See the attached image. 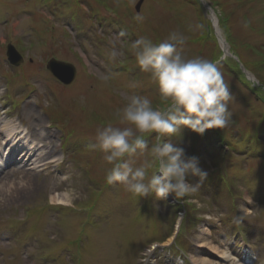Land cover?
Here are the masks:
<instances>
[{
	"label": "rangeland",
	"instance_id": "1",
	"mask_svg": "<svg viewBox=\"0 0 264 264\" xmlns=\"http://www.w3.org/2000/svg\"><path fill=\"white\" fill-rule=\"evenodd\" d=\"M137 1L0 0V105L3 102L2 108H9L31 132L32 127L48 126L46 134L49 138L42 142L53 144L52 154L61 155L59 166L54 165L56 162L47 163L37 174L30 175L12 167L0 172L2 177L8 175L7 179L16 186L12 198L0 196V264H120L125 257H130L129 263H133L136 253L146 252L145 248L151 242L164 244L171 238L178 215L173 213L174 209L165 206L162 199L150 193L140 200L146 202L143 214L147 219H155V228L149 224L143 237L153 240H143L141 224L128 218L132 206L126 189L116 183L102 192L106 172L112 165L103 159V152L89 145L95 143L97 128L108 123L124 126L118 124L114 114L127 103L128 96H147L153 107H161L163 103L150 74L142 72L138 78L120 72L126 66L132 71L138 70L131 48L133 41L145 37L159 43L171 31H179L186 37L180 47L188 58L200 57L213 62L223 51L216 33L212 40L202 35L204 21L198 16L195 0H143L140 10L135 12ZM205 2L218 16V26L229 45V52L237 57L240 53L248 57L253 49L257 69L264 73V49L257 48L264 46V0ZM137 16L142 19L137 20ZM197 25L201 27L197 28ZM121 31L126 35L120 38L122 42L114 44ZM9 42L26 56L15 69L10 68L4 58V49ZM113 48L123 54L112 59ZM50 57L75 65L76 79L71 86H59L54 79L52 81L45 67ZM236 64L226 55L218 67L234 97L229 104L232 113L229 126L237 134L233 136L227 130L215 129L218 133L215 138L221 136L218 140L208 130L202 135L207 138L202 140L200 135L184 128L174 137L165 138L182 147L187 156L198 157L201 168L208 172V178L198 192L180 199L186 218L183 223L190 220L193 227L189 232L188 225L184 229L182 225V237L178 240L183 241L195 256L206 252H202L204 248L194 250L192 246L200 243L202 238L220 248L225 246L219 231L225 213L236 214L239 228L256 245L255 223L264 224V206L253 199L257 188L264 187V167L259 168V158H252L248 153L249 150L264 153V75L262 81H257L254 75L257 82H251L245 75L241 76ZM3 88H6L5 93ZM227 136H232V142L240 136L239 141L233 142L238 151L222 145V139L226 140ZM244 138L254 141L252 147L248 148ZM148 139L151 146V137ZM207 141L211 145L208 146ZM213 158H216L214 162L219 161L218 165ZM42 159L49 161L50 157ZM79 167L87 171L81 172ZM55 171L60 177L51 179L49 174ZM152 171L149 170V176ZM84 173L85 178L82 177ZM88 178L96 183L95 187L86 189L88 186L83 182L90 185ZM190 182L196 183V178H190ZM55 190L67 191L72 204L79 207L96 199L94 222L85 227L81 236L78 237L82 221L72 211L41 215L35 211L28 221L21 220V210L42 206ZM12 207L19 208L20 212L16 213ZM13 218L19 219L20 224ZM229 222L234 228L236 223L232 219ZM14 224L18 227L17 234ZM205 229L208 235H205ZM13 236L25 239L24 242L35 236L45 246L39 247L32 241L33 245L19 251L20 259L11 258L16 244L10 243L9 237ZM119 236L124 239L120 240ZM67 239L76 242L70 245ZM123 242L130 255H122L117 261L115 254L121 250ZM39 253L45 254V262L37 263L33 258ZM205 256L210 264L222 263H217L211 257L213 255L205 253ZM145 258L148 255L145 254Z\"/></svg>",
	"mask_w": 264,
	"mask_h": 264
},
{
	"label": "clouds",
	"instance_id": "2",
	"mask_svg": "<svg viewBox=\"0 0 264 264\" xmlns=\"http://www.w3.org/2000/svg\"><path fill=\"white\" fill-rule=\"evenodd\" d=\"M125 35L121 31L113 43L122 42ZM185 41L183 33L171 31L159 43L145 37L131 43L140 70L150 74L166 107H153L147 96H128L127 103L114 114L124 126L108 123L97 128L95 143L89 145L103 152V159L112 165L106 182L119 183L134 196L151 193L164 199L171 193L179 200L198 192L208 172L201 168L198 157L187 156L182 147L165 138L184 128L202 136L208 130L225 129L232 120L229 104L234 97L218 62L188 58L180 47ZM122 54L115 48L110 52L112 59ZM149 170H153L151 176Z\"/></svg>",
	"mask_w": 264,
	"mask_h": 264
},
{
	"label": "bare ground",
	"instance_id": "3",
	"mask_svg": "<svg viewBox=\"0 0 264 264\" xmlns=\"http://www.w3.org/2000/svg\"><path fill=\"white\" fill-rule=\"evenodd\" d=\"M213 16V15H212ZM217 36L219 38V41L224 48L223 50L225 52H228V48L225 44V39L222 36L220 30L217 29ZM231 40V39H230ZM231 43L234 45V48H236L235 43L231 40ZM260 50L264 49V46H261V48L257 47ZM248 57L243 53H240L239 55L245 59H242L243 62L249 61L247 65H250L253 67L254 75L257 77V81H262V77L264 73H260V71L255 67V64L251 63L255 60V52L253 49H250ZM5 51V61L8 65H10V68H16L20 65L16 66V62L20 61L23 63V60L26 58V56L20 52L12 43H7L6 47L4 49ZM31 60V58H28ZM10 63V64H9ZM240 66L242 68V64L240 63ZM45 67H49L56 71L58 76H66L69 77L71 74L76 73V67L74 64L69 62H64L62 60L56 59L55 57H50L46 63ZM238 71H240V67L238 65L235 66ZM242 76V74H241ZM4 93L6 92V88H3ZM231 101L230 103H232ZM4 104L1 102V113H0V172H4L3 170L16 167L21 169H15V170H23L27 172L28 174L36 173L40 170L41 162H44V160L40 158H46L51 153V150L54 149L53 144L48 145L44 144L42 142L46 141L47 138V129L48 126H45L44 128L40 125L36 127H32V132H23L22 126L19 122L15 120L17 117L15 114L12 115L11 110L5 106V108H2ZM230 111V110H229ZM231 112V111H230ZM232 114V113H231ZM224 130H227L230 134H237L236 130H234L232 127L228 126ZM215 131V129L210 130ZM232 136H227L225 142L227 144H230ZM238 139V140H237ZM241 138L238 136L233 142L236 140L239 141ZM253 139V137H252ZM251 139V143L253 145V142ZM232 145L234 146L233 143ZM235 147V146H234ZM228 150H232L229 146H227ZM40 152V156L38 155ZM60 154H56L55 156H50L51 160H58L60 158ZM259 158V168L264 167V153L260 150H255L254 155H252V158ZM8 175L0 176V196L5 195L6 199L12 198L14 196V192H16V186L14 183L7 179ZM8 195V196H6ZM50 201H52L55 204H62V205H69L72 204L70 195L67 191H54L50 196ZM63 201V202H61ZM208 231L205 232V235H208ZM200 246L204 248L202 252L208 253L209 255H223L225 257H228L227 250H223L220 247L211 244L210 241H208L206 238H202L200 240ZM204 254L197 255L195 257V262L198 264H210L211 262L205 256Z\"/></svg>",
	"mask_w": 264,
	"mask_h": 264
},
{
	"label": "snow or ice",
	"instance_id": "4",
	"mask_svg": "<svg viewBox=\"0 0 264 264\" xmlns=\"http://www.w3.org/2000/svg\"><path fill=\"white\" fill-rule=\"evenodd\" d=\"M61 202H63V201H61Z\"/></svg>",
	"mask_w": 264,
	"mask_h": 264
}]
</instances>
